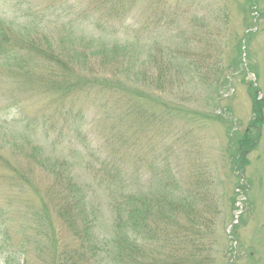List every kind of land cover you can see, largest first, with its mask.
<instances>
[{"label":"rangeland","instance_id":"1","mask_svg":"<svg viewBox=\"0 0 264 264\" xmlns=\"http://www.w3.org/2000/svg\"><path fill=\"white\" fill-rule=\"evenodd\" d=\"M251 2L260 14L250 10ZM251 2L133 0L131 10L116 16L91 0H0V25L12 21L16 33L25 34L28 29L34 38L48 34L61 53L63 47L68 49L74 43L96 51L97 75L83 73L76 65L75 81L86 75L91 82L80 83L84 84L82 89L96 93L101 106L120 95L146 104L147 114L142 118L148 126L140 139L133 135L136 129L129 130L130 145L116 154L112 143L100 135L104 115L86 133V142L72 138L69 130L57 137L48 120L56 104L65 98L49 84V66L14 41L12 51L0 54V157L16 169L12 173L0 158V214L2 206L12 223L13 236H20L19 224L28 218L29 211L41 207L44 192L55 182L50 171L55 170L54 164L56 169L72 167L78 193L91 207L90 218L101 242L102 237L113 235L110 226L114 214L107 185L100 186L87 167V162L92 165L109 158L118 162L123 172L126 169L129 175L143 176L140 182L132 180L133 189L145 187L153 195L168 176L182 185L189 178L194 181L198 174L211 177L218 201L208 202L207 223L197 220L192 233L209 256L210 263L205 264H264V129L260 144L250 155L247 196L241 188L245 181L239 178L241 172L232 169L227 151L230 135H242L253 117L249 82L255 85L257 97L264 99V0ZM18 47L24 55L22 69L10 62L18 55ZM99 53H106L113 61L102 63ZM159 65L166 76L162 88L136 76L143 71L154 77ZM139 90L147 91L148 97L138 95ZM77 108L84 112L98 109L95 102L89 104L83 97ZM4 142L8 143L6 148L1 146ZM34 146L40 147V152L33 150ZM140 157L146 160L139 161ZM5 175L8 177L2 178ZM45 209L57 223L50 203ZM167 213L166 208L164 215ZM179 222L180 217L175 225L170 224L171 238L160 262L164 255L174 254L171 247L177 241H170ZM45 228L51 229L48 220ZM37 239L39 244H32L34 249L21 257L24 264H49L51 246L46 247L45 237ZM158 248L162 254V241ZM25 249L30 250L29 246ZM0 264H5L1 259V216Z\"/></svg>","mask_w":264,"mask_h":264},{"label":"trees","instance_id":"2","mask_svg":"<svg viewBox=\"0 0 264 264\" xmlns=\"http://www.w3.org/2000/svg\"><path fill=\"white\" fill-rule=\"evenodd\" d=\"M91 2L104 5L111 15L116 16L123 11L127 13L126 10L133 8V0H91ZM254 3L251 2L248 5L250 10L258 11L260 14L261 12ZM26 31L25 34L16 33L12 21L1 23L0 54L2 56L12 51L15 41L20 46H25L29 52L34 53L41 60L40 62L49 66L51 72L47 78L50 81L49 84L56 86L60 90L58 92L65 98L60 101L61 104H56L54 112L48 120L51 127L56 130L54 134L57 137L65 130H69V135L72 138L76 137L86 142V133L103 115L100 135L106 142L112 143L115 154L118 151L127 149L130 145V135L127 132L132 128L136 129L133 135H137L138 139L145 137L148 126L142 117L147 114L146 104H138L133 99H125L127 95H120L114 97L113 102L104 103L101 106L96 99V93L94 94L88 88L82 89L84 84L80 83L91 82L86 75H81V79L79 76V80L75 81L76 65L80 66L83 73L97 75L100 66L93 61L94 57L97 58L93 53L97 54L96 51H89L86 47L84 49L74 43L70 44L68 49L63 47L61 53L56 50L50 35H41L34 38L33 33L30 35L28 29ZM82 40L85 41L86 39L82 38ZM18 49V55L12 56L10 62H14L17 69H22L20 66H23L24 55L21 54L19 47ZM117 50H119V47H117ZM248 54L249 51L247 50ZM98 55H101L102 63L113 61L106 57V53H99ZM112 56L115 58L114 55ZM240 57H243L241 50ZM168 66H172V62H169ZM136 76L143 82L150 80L157 88L164 87L166 83V76L160 65L154 77H150L147 72L143 71L136 72ZM102 85H106V83L103 81ZM249 85L252 86L251 90L248 89L252 104V120L242 135L237 138L230 135V144L227 148V151L231 153L230 164L232 169L241 172L239 178H243V181H245V183L242 182L245 186H241L245 196L250 192V184L246 176L251 165L250 155L260 144L264 129V99L257 97L258 91L252 82H249ZM138 95L144 98L148 97L147 91L144 92L143 90H139ZM82 97L89 104L95 102L98 109L84 112L83 109L77 108V104L80 99L82 100ZM155 128L157 126L153 127V129ZM156 140L155 138V142ZM7 145V142L1 144L4 148ZM14 145L17 146L16 143ZM12 149L17 150L13 145ZM33 150L40 152L41 148L34 146ZM0 158L9 166L12 173L16 171L7 158L3 155ZM128 159L129 155L127 162ZM144 160H146V157H140L139 159V161ZM42 161L45 162L46 159L43 158ZM93 162L92 165L96 163L94 166L87 162V167L93 170L100 186L107 185L110 194V208L114 214L110 226L113 235L102 237L104 241L101 242L99 238L101 236L96 231L94 221L90 218L91 207L88 203H85L80 193H78L79 187L71 173L72 167L68 170L61 167L56 169L54 164L55 170L50 171L55 177V182L44 192L41 207L38 210L35 208L34 211H29L28 218L23 219L19 224L18 232L20 236L18 239L13 236V231L9 227L10 219L1 206V259L5 264H24L25 261L22 262L21 257L27 256L34 249L32 244L38 243L37 237H45L44 244L46 247L49 244L51 246L52 258L49 264L210 263L208 262L209 256L205 254L200 247L201 245H197V239L194 238L192 233L197 220H201L202 225L205 222L207 223L205 213L209 209L208 202L218 201L213 189L214 181L212 183L210 180L211 177L204 178L198 174L194 181L189 178V181L186 180L182 185L174 176H168L165 177L163 182L160 181V187L153 195V191L151 189L147 190L145 187L139 186L133 189L132 180L140 182L143 180V176L139 174L129 175L126 169L123 172L118 162L110 161L109 158L98 159V162ZM150 169L154 171L151 166ZM22 175L24 176V174ZM7 177L8 175H5L2 178ZM119 184L122 185L119 186ZM11 190L17 191L18 189ZM45 198L48 202L45 201ZM48 203H50L55 213L57 223L51 218L49 211L45 209ZM166 208L169 213L164 215V209ZM95 212H98V210L95 209ZM179 217L182 222L178 223L175 231L176 235L172 236L170 241V243L174 239L177 241V244L171 247L174 254L172 256L171 254L164 255V260L160 262L161 255L166 252L165 248H167V243L171 238L170 224L175 225V221ZM47 220L50 230L45 228ZM183 220L187 223H183ZM188 220L190 221L189 224ZM12 221L15 223L16 219ZM186 240H191V242L186 243ZM160 241H162L164 249L162 254L158 248ZM151 242H153V245H151ZM191 244L195 245V249H189ZM28 246L29 251L25 249ZM230 250L231 253L235 251ZM200 252L201 255H199Z\"/></svg>","mask_w":264,"mask_h":264}]
</instances>
